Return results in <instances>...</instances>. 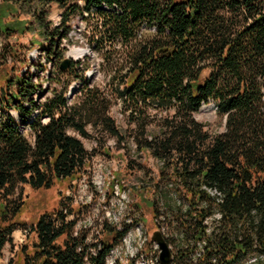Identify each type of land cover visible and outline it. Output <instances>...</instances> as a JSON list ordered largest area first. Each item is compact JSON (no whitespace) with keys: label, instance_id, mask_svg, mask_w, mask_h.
I'll return each instance as SVG.
<instances>
[{"label":"trees","instance_id":"obj_1","mask_svg":"<svg viewBox=\"0 0 264 264\" xmlns=\"http://www.w3.org/2000/svg\"><path fill=\"white\" fill-rule=\"evenodd\" d=\"M51 4L60 9L57 24L49 18ZM76 15L92 21L89 45L108 48L103 59L113 70L107 93L84 78L81 66L73 103L65 91L52 89L43 103L33 96L26 107L25 98L36 89L42 93L41 85L20 70L1 78L0 249L12 242L14 230L34 235L7 264H106L126 234L127 226L120 230L103 220L94 228L96 239L87 242L89 229L75 231L76 220L69 219L71 200H58L29 223L20 217L29 202L19 186L47 191L86 171L93 154L67 131L87 138V124L156 165L154 173L137 161L141 174L132 185L115 170L105 187V199L115 186L127 190L129 205L149 216L148 222L141 217L142 251L149 241L165 242L156 225L162 211L188 242L166 264H264V0H0V34L37 35L30 44L49 60L62 40L71 42ZM9 51L15 56L20 50ZM79 64L71 61L66 70ZM111 98L126 127L110 116ZM208 103L215 105L219 131L195 119ZM133 162L125 159L124 168ZM91 192L98 194L93 185Z\"/></svg>","mask_w":264,"mask_h":264},{"label":"rangeland","instance_id":"obj_2","mask_svg":"<svg viewBox=\"0 0 264 264\" xmlns=\"http://www.w3.org/2000/svg\"><path fill=\"white\" fill-rule=\"evenodd\" d=\"M60 9L55 4H51L49 18L53 20L55 24L59 22ZM89 22V21H88ZM83 21L78 15L71 21V29L69 35L72 37L71 42L62 40L58 45L57 54L52 59H47L41 50H38L36 46L31 45L35 34L22 33V34H10V36H3L0 34V84L2 77H7L10 73H16L17 70L27 78H30L34 82H38L43 89L42 93L39 90H34L33 95L25 98L24 104L29 106V100L34 96V101L37 103H43L47 96H50L51 90L57 92L65 91L66 96L70 103L76 100L72 94L78 86H80L79 78H75L79 68L86 67L82 70L84 78L90 80L91 84L96 85L104 93H107L111 87H109V76L112 74L111 66L106 64L103 59L104 50L100 52L94 48L93 44L89 45L90 37H92V21L89 23ZM11 49L18 48L17 54L12 55ZM80 48L82 53L74 58L69 55V52L73 49ZM118 48V47H115ZM70 56L73 62L79 61L81 64L70 69L69 71L60 70V61L65 56ZM23 60H27L26 65ZM41 62L45 65V68H40L34 63ZM113 66L118 67L117 64ZM81 68V69H82ZM212 103L201 105L199 111L194 115L197 121H202L205 127L210 132L221 130V121L215 116V108ZM10 114L17 120L20 119L19 112L9 110ZM0 113H6L5 108L0 105ZM38 111L34 110L32 115L26 118V122H29L37 115ZM109 114L121 128L126 127L124 120V114H122V108L120 104L114 98H111L109 104ZM21 127H24L21 125ZM89 136L87 138L75 133L72 129H68V133L74 135L77 139L81 140L83 147L93 154L89 160L88 165L85 168V172L79 176L77 180L69 182L56 183L47 191L32 190L28 186H19L17 193L20 194L21 199L26 200L27 206L21 213V216L26 222H31L35 219V215L43 210L49 212L58 205V200L68 202L71 200V207L74 215H70L69 219L76 220V229L79 231L81 227L89 229L87 233V242H93L96 239L94 228L98 223L106 220L112 226L122 230L127 226V232L122 240L110 251L106 257V264L126 263L128 258L134 259V264H158V252L159 247L155 242H148V251H142V245L146 242V230L143 224L144 220H150L149 216L142 212H137L132 208L129 203L130 199L127 197V190L125 192L119 191L115 186L114 193L105 199V187L107 181L112 178V173L115 170L120 171L119 177L123 179L124 185H132L135 183L136 178L140 176L141 172H138L134 165L137 161L142 162L147 168H151L155 173L157 168L150 157L142 154L138 159V156L133 153L134 146H131V150L127 151L109 134L97 130L92 127L91 124H87L85 127ZM25 127V131H27ZM28 137V134H27ZM136 158V162H133L132 167L124 168L125 159L131 160ZM98 191V194L92 195L91 186ZM134 199H137L134 198ZM39 207H43L39 211L34 210ZM161 211V208L160 210ZM156 218V225L161 229L165 243L169 248L170 256L173 255L177 249L185 246L188 242H185L182 232L177 228L174 221L170 219L162 211ZM142 217V218H141ZM214 217V216H213ZM216 218V217H215ZM218 218V217H217ZM216 218V219H217ZM147 221V222H148ZM12 242H6L0 249V264H7V261L12 257L13 253L19 248L22 243H29L34 240L33 234H28L27 230H14L11 235ZM199 246V245H198Z\"/></svg>","mask_w":264,"mask_h":264},{"label":"water","instance_id":"obj_3","mask_svg":"<svg viewBox=\"0 0 264 264\" xmlns=\"http://www.w3.org/2000/svg\"><path fill=\"white\" fill-rule=\"evenodd\" d=\"M71 62V57L70 56H65L61 59L60 61V70L65 71L69 66ZM155 243L158 244L159 247V252H158V259L161 264H166L169 260L170 257V252L169 248L167 246V243H165L163 240H154Z\"/></svg>","mask_w":264,"mask_h":264},{"label":"bare ground","instance_id":"obj_4","mask_svg":"<svg viewBox=\"0 0 264 264\" xmlns=\"http://www.w3.org/2000/svg\"><path fill=\"white\" fill-rule=\"evenodd\" d=\"M82 49L80 48H76V49H73L69 52V55L70 56H73L74 58L78 57L81 53H82ZM209 193H212V191H209ZM218 216V213L216 214ZM108 257V256H107ZM106 260V259H105ZM256 260L255 257H252L249 259V262H254ZM127 261V260H126ZM106 263V262H105ZM108 264V263H107ZM110 264V263H109Z\"/></svg>","mask_w":264,"mask_h":264},{"label":"built area","instance_id":"obj_5","mask_svg":"<svg viewBox=\"0 0 264 264\" xmlns=\"http://www.w3.org/2000/svg\"><path fill=\"white\" fill-rule=\"evenodd\" d=\"M214 217H216V218H217V217H219V216H217V215H215V214H214ZM249 259H250V258H249Z\"/></svg>","mask_w":264,"mask_h":264}]
</instances>
